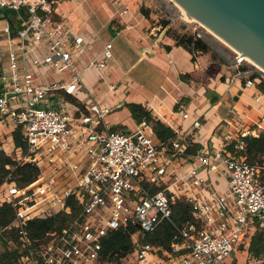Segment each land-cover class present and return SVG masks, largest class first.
I'll list each match as a JSON object with an SVG mask.
<instances>
[{"label":"built area","instance_id":"2783aa9c","mask_svg":"<svg viewBox=\"0 0 264 264\" xmlns=\"http://www.w3.org/2000/svg\"><path fill=\"white\" fill-rule=\"evenodd\" d=\"M0 8L16 10L22 21L15 36L9 23L3 29L8 66L3 65L0 123L22 126L28 151L19 149L15 159L40 169L26 187L18 186L11 174L0 185V206L10 204L16 212L0 235L20 229V245L28 249L21 264H102V240L108 232L135 223L151 233L171 218L172 205L180 198L192 204L200 224L178 227L169 248L144 244L136 234L130 264H226L251 231L264 228V164H251L240 155L245 138L264 130V117L252 127L225 118L239 131L238 137L228 132L223 147L194 154L179 130L157 142L147 120L130 134L112 130L106 121L110 108L90 95L85 101L81 94L83 75L105 69L113 57V42L105 44L98 59H87L92 41L58 12L54 0H0ZM129 10L119 2L120 16ZM242 61L238 57V63ZM240 75L247 87L256 85L250 72ZM263 96L258 93L256 98ZM189 117V112L183 114ZM201 126V120H195L191 135ZM230 143L234 150L227 152ZM214 173L227 176L225 191L215 186ZM72 197L84 206L80 215L51 241L33 248L26 222L70 213ZM232 264H264V257L248 253Z\"/></svg>","mask_w":264,"mask_h":264},{"label":"crops","instance_id":"0c3cea01","mask_svg":"<svg viewBox=\"0 0 264 264\" xmlns=\"http://www.w3.org/2000/svg\"><path fill=\"white\" fill-rule=\"evenodd\" d=\"M54 1L58 12L69 16L76 28L92 41L87 59H98L105 44L113 42V57L105 69H92L83 75L85 92L81 94L85 101L90 95L110 108L106 121L111 129L134 131L138 123L127 103H140L175 131L192 139L199 146L197 152L214 151L225 145L228 132L233 131L238 137L239 131L225 122V118H235L242 127H252L264 117V96L257 100L256 95L262 93L257 83L246 86V77L240 75L241 66L230 61L217 63L210 52L194 55L177 45L167 34L168 26L163 28L151 15L131 5L130 0ZM119 2L130 7L123 16L118 11ZM22 15L26 17V12L22 11ZM8 23V18L0 20L5 68L8 49L3 29ZM212 63L218 66L217 72L210 75L207 70ZM185 74L187 78H183ZM177 105L179 110L175 108ZM185 112L190 114L188 119L183 118ZM198 119L202 126L195 130L194 137L192 125ZM14 130L7 121L0 123V147L17 156ZM154 139L161 141L156 134ZM232 146L227 145V152L234 150ZM212 178L219 190H226V175L214 173Z\"/></svg>","mask_w":264,"mask_h":264},{"label":"trees","instance_id":"16d2710c","mask_svg":"<svg viewBox=\"0 0 264 264\" xmlns=\"http://www.w3.org/2000/svg\"><path fill=\"white\" fill-rule=\"evenodd\" d=\"M142 12L149 16L145 8H142ZM10 14V26L11 30L13 29L12 34L15 36L22 27V21L17 18V14ZM160 24H162L164 28L168 26L170 22L164 21ZM169 33L170 28L167 30V34ZM172 37L175 39L177 45L184 46L194 55L198 52H211L214 60L220 57V54L216 52L208 41L198 37L194 33H177ZM166 48L171 47L166 46ZM215 64L216 63H212L210 65L207 70L208 74L213 75L217 72ZM250 70V67L241 66V71L243 73L251 72ZM249 77L256 80L257 87L264 94V76L260 73H251ZM183 78H187V74L183 75ZM73 100L76 101L75 99ZM127 106L131 110L137 123L147 120L152 124L159 139L167 140L176 136V132L173 128L154 116L143 104L132 102L127 103ZM179 107L180 106L177 105L175 107L176 110H179ZM112 130L115 129L113 128ZM12 135L16 148L20 149L23 154L27 153L28 144L24 138L22 126L16 127ZM245 141L246 148L240 155L251 164H264V130H262L258 136H247ZM188 143L189 152L196 153L199 146H196L192 142V139H189ZM232 149H234V146H232ZM15 158V155H9L0 147V185L3 184L11 174L13 181H15L18 186L26 187L37 179L40 169L35 164L28 162L20 163ZM165 187L166 185L162 183L160 186H155L153 191L156 192ZM69 204L71 206L70 213L60 211L47 218H36L26 222L24 229L33 241V248H39L41 245L51 241L80 215L84 207L82 203L76 197H72ZM15 215L16 212L12 205L4 204L0 206V228L9 225L14 220ZM192 222L200 224V221L194 215L192 204L185 198H180L172 205L171 218L164 219L151 233L141 231L140 227L135 223H131L127 227L111 230L102 240V264H128L137 246L134 239L136 234L139 235L140 242L144 244L151 243L169 248L174 235L177 233V228ZM19 231V228L7 229L0 235L1 264H21L22 256L27 254L28 249L22 248L20 245ZM246 239H248V245L244 242L241 248L247 246V251L250 255L258 258L264 257V228H256L254 232L248 234Z\"/></svg>","mask_w":264,"mask_h":264},{"label":"water","instance_id":"95a60500","mask_svg":"<svg viewBox=\"0 0 264 264\" xmlns=\"http://www.w3.org/2000/svg\"><path fill=\"white\" fill-rule=\"evenodd\" d=\"M184 9L214 28L264 66V0H179ZM11 14L0 8V20ZM0 35V98L5 91ZM258 69V68H257ZM259 71V69H258ZM130 134L131 131L123 130Z\"/></svg>","mask_w":264,"mask_h":264},{"label":"rangeland","instance_id":"374dc122","mask_svg":"<svg viewBox=\"0 0 264 264\" xmlns=\"http://www.w3.org/2000/svg\"><path fill=\"white\" fill-rule=\"evenodd\" d=\"M131 5L137 6L141 11L142 8H145L149 16L151 15L158 23H162L164 21H169L170 24L168 27L170 28V33L172 36L181 33H189V34H196L200 33L202 35L201 38L208 41L212 47L219 53L220 57L216 58L215 60L218 61L217 63H225L230 61L233 64H237L239 66H247L250 67V74L251 73H260L264 76V72L257 69V67L246 61L243 60L240 64L238 63V53L234 51L232 48L224 44L221 40H219L216 36L210 33L200 21H196L193 19H188L184 17L182 14L180 7L176 4L175 0H130ZM3 11L9 12L12 14H17V11L11 8H2ZM211 53V52H210ZM212 54V53H211ZM222 57V60H221ZM214 61V60H213ZM215 64L216 68L218 64ZM89 87V86H88ZM251 231L250 233H252ZM245 244L248 245V239H246ZM239 251L231 252L230 257L226 259V264H232L233 260L238 257L239 259H244L248 255L247 246L241 248ZM134 259V257H132ZM129 263H131V260Z\"/></svg>","mask_w":264,"mask_h":264},{"label":"bare ground","instance_id":"6f19581e","mask_svg":"<svg viewBox=\"0 0 264 264\" xmlns=\"http://www.w3.org/2000/svg\"><path fill=\"white\" fill-rule=\"evenodd\" d=\"M176 4L180 7V10L182 12V14L184 15V17L188 18V19H193L196 21H200L201 24L210 32L212 33L214 36H216L219 40H221L224 44H226L227 46H229L230 48H232L234 51H236L239 55V58L242 60H246L252 64H254L259 70L264 72V66L257 61L256 59H254L253 57L249 56L248 54H246L245 52H243L240 48H238L237 46H235L231 41H229L227 38H225L222 34H220L219 32H217L214 28H212L211 26H209L208 24H206L205 22H203L202 20H200L199 18H197L196 16H194L190 10L184 9L182 3L179 0H175Z\"/></svg>","mask_w":264,"mask_h":264}]
</instances>
